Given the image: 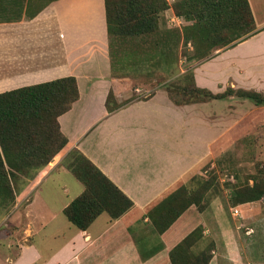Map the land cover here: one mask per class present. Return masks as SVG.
I'll return each mask as SVG.
<instances>
[{
	"label": "crops",
	"instance_id": "obj_1",
	"mask_svg": "<svg viewBox=\"0 0 264 264\" xmlns=\"http://www.w3.org/2000/svg\"><path fill=\"white\" fill-rule=\"evenodd\" d=\"M248 1L255 28L199 63L203 67L201 76L200 67L195 70L199 86L218 91L230 79L234 87L264 91V0ZM28 3L35 5L31 12H26ZM13 9L20 10L11 13ZM0 16H4L0 17V92L65 76L77 81L78 99L58 116L68 142L42 175L65 170L69 152L77 150L133 201L132 208L116 219L101 213L86 230L75 226L57 249L41 250L32 239L7 264H171L170 249L198 224L205 227L200 246L213 242L209 264H252L240 249L241 239L235 234L239 226L226 218L219 201L212 200L203 211L190 205L161 234L144 215L200 172L197 166L212 144L207 102L177 105L163 88L145 98L129 99L131 91L119 89L121 81L111 66L104 0H0ZM224 66L235 75L219 83L217 73ZM205 69L217 76L213 80L217 88L202 77ZM111 89L121 105L108 111ZM73 198L68 197L62 212ZM251 205L235 206L239 213V207L247 209L249 215L240 219L246 229L251 228ZM4 262L0 258V264Z\"/></svg>",
	"mask_w": 264,
	"mask_h": 264
},
{
	"label": "trees",
	"instance_id": "obj_2",
	"mask_svg": "<svg viewBox=\"0 0 264 264\" xmlns=\"http://www.w3.org/2000/svg\"><path fill=\"white\" fill-rule=\"evenodd\" d=\"M172 6L167 0H104L114 70L115 46L126 37L158 32L160 13L169 7L187 22L181 32H176L183 42L192 44L190 61L209 59L217 49L232 45L238 39L241 41L255 28L248 0H179ZM162 41L164 43V39ZM188 81L166 88L175 104L225 99L233 95L253 100L261 97L254 89L232 86L213 92L196 84L192 72ZM78 97L74 76L0 92V209L11 207L36 170L48 165L66 146L68 139L60 129L58 116L69 110ZM120 105L115 102L111 89L106 98L107 110L112 111ZM68 156L69 170L83 185V190L63 208L69 222L86 230L101 213L113 220L132 208L133 201L88 157L77 150L69 152ZM196 176L179 184L144 213L157 233H163L190 205H195L199 211L207 207L206 194L211 189V181L193 183ZM263 194L264 177L255 176L252 184H232L229 201L235 207L256 201ZM204 229L203 225L196 226L170 249L171 264H209L213 242L201 247Z\"/></svg>",
	"mask_w": 264,
	"mask_h": 264
},
{
	"label": "rangeland",
	"instance_id": "obj_3",
	"mask_svg": "<svg viewBox=\"0 0 264 264\" xmlns=\"http://www.w3.org/2000/svg\"><path fill=\"white\" fill-rule=\"evenodd\" d=\"M167 1L172 6L179 0ZM34 6L28 3L26 12H31ZM19 10L13 9L11 13ZM159 17L158 32L126 37L115 46V74L121 81L119 89L131 91L129 99L135 96L145 98L146 94L158 88L166 90L169 85L189 82L191 72L196 82L195 70L198 67V75L201 76L202 66L199 63L203 61L189 60L193 52L192 44L183 42L176 32H181L185 21L175 15L171 7L160 13ZM174 32L175 36L172 35ZM225 68L217 73L221 79L219 83L227 75H235L230 67L228 70ZM209 73L205 69L202 77L211 79L209 83L215 89L217 82L213 80L217 76ZM227 86L234 87L230 79L213 92H221ZM258 92L261 97L255 100L233 95L225 99L196 102H207V133L212 144L207 157L197 166L200 172L193 177V183L211 181V189L206 194L208 205L212 200L219 201L226 218L239 226L235 234L238 240L241 239L240 249L252 264L264 261V194L252 202L250 209L253 215L248 221L250 229L240 222L242 215H249L247 209L239 207L242 211L236 216L232 215L229 197L232 184H252L253 177H264V91ZM115 102L118 103L116 99ZM202 134L206 135L203 127ZM69 159L64 162L67 170L49 175H42L45 166L36 170L26 186L18 192L15 203L0 209V258L4 259V264L32 239L36 247L50 251L57 249L75 231L76 227L67 220L62 207L68 197H75L82 191L83 185L69 170ZM64 186L66 192L63 191ZM32 199L33 205L26 210L27 203ZM52 213L53 217L50 216ZM102 216L108 215L103 213ZM43 220L45 222L40 224ZM54 233L59 235L53 237Z\"/></svg>",
	"mask_w": 264,
	"mask_h": 264
},
{
	"label": "built area",
	"instance_id": "obj_4",
	"mask_svg": "<svg viewBox=\"0 0 264 264\" xmlns=\"http://www.w3.org/2000/svg\"><path fill=\"white\" fill-rule=\"evenodd\" d=\"M239 211L236 207H233V210H232V215L236 216L238 215Z\"/></svg>",
	"mask_w": 264,
	"mask_h": 264
}]
</instances>
